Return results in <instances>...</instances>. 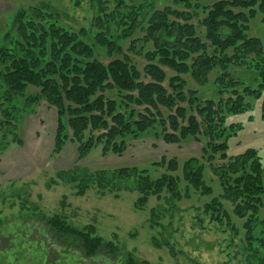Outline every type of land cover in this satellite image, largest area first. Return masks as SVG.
Here are the masks:
<instances>
[{"label": "trees", "instance_id": "16d2710c", "mask_svg": "<svg viewBox=\"0 0 264 264\" xmlns=\"http://www.w3.org/2000/svg\"><path fill=\"white\" fill-rule=\"evenodd\" d=\"M93 1V26L79 31L62 24L45 2L16 12L0 45V155L13 144H24L20 127L41 101L57 109L53 156L70 142L83 159L95 148L103 156L122 155L131 140L145 137L168 144L194 139L204 145L201 158L191 157L181 166L177 158L163 156L152 163L165 169L156 179L136 167L112 173H139L137 207H144L151 195L161 199L165 191L173 207L184 194L189 197L190 187L202 195L213 193L205 180L207 161L222 193L204 205V212L233 224L223 203L229 201L233 213L245 219L244 239L257 256L254 264H264L259 255L264 248V163L254 147L235 156L227 153L229 140L244 128L241 122L228 123L230 117L251 111L259 99L264 116V43L249 34L257 16L264 24V0L211 5L209 0ZM102 52L111 59L108 63L101 60ZM135 57L144 59L142 70ZM233 66L255 70L252 81L234 77ZM210 85L215 97H202ZM217 158L225 162L214 164ZM106 173L75 166L57 171L51 182H78L82 195L93 181L106 188ZM158 211L152 210L153 225L159 223ZM46 223L68 249L90 258L103 251L118 253L113 242L96 236L93 225L80 229L62 215ZM125 264L142 263L128 255Z\"/></svg>", "mask_w": 264, "mask_h": 264}, {"label": "rangeland", "instance_id": "374dc122", "mask_svg": "<svg viewBox=\"0 0 264 264\" xmlns=\"http://www.w3.org/2000/svg\"><path fill=\"white\" fill-rule=\"evenodd\" d=\"M215 1L209 0L207 4ZM42 2L48 3L59 14L61 23L74 31L92 28L97 15L93 0H0V45L11 29L16 12ZM202 32L201 29V35ZM249 34L264 43V24L260 16L251 22ZM100 57L105 63L111 60L104 52ZM135 61L142 70L144 59L135 57ZM231 72L246 82H251L255 76V70L239 66H233ZM36 90L30 88L31 92ZM202 97H215L213 85L202 89ZM262 102V99L254 101L251 111L230 117L228 123L241 122L244 128L229 140V156L254 147L264 163ZM57 119V109L41 101L35 113L25 116L20 127L24 144H13L0 155V264H125L128 255L142 264L255 263L257 256L251 255L244 239L245 219L233 213V205L223 201L233 224L216 220L203 210L206 203L222 193L219 179L207 161L203 160L205 180L213 193L202 195L190 187L187 197L183 181V199L176 200L173 207L167 202L169 193L166 191L161 199L151 195L144 207H137L141 195L139 173L132 172L128 177L112 173L115 169L136 167L140 171L148 170L156 179L165 169L153 167V162L163 156L175 157L182 166L191 157L201 158L203 143L189 139L168 144L151 136L131 140L122 155L103 156L100 148H95L87 157L79 159L77 145L70 142L60 154L53 156ZM223 162L217 158L214 164ZM75 166L94 172L106 170L108 186L102 188L93 181L85 193L79 195L78 182H51L57 171ZM177 174L182 176L181 169ZM158 207L160 220L153 225L152 210ZM55 215H62L68 224L80 229L93 225L96 236L105 243L113 242L118 246V253L103 251L90 258L79 249L66 248L46 223ZM261 216L264 218V209ZM153 238L162 246L156 247ZM259 255L264 256V248Z\"/></svg>", "mask_w": 264, "mask_h": 264}]
</instances>
